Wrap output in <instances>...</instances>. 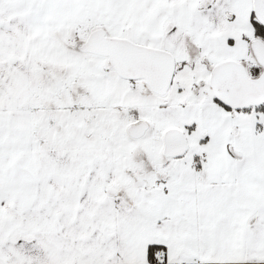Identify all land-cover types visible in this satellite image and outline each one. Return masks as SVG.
<instances>
[{
    "label": "snow or ice",
    "instance_id": "1",
    "mask_svg": "<svg viewBox=\"0 0 264 264\" xmlns=\"http://www.w3.org/2000/svg\"><path fill=\"white\" fill-rule=\"evenodd\" d=\"M0 264H264V0H0Z\"/></svg>",
    "mask_w": 264,
    "mask_h": 264
}]
</instances>
